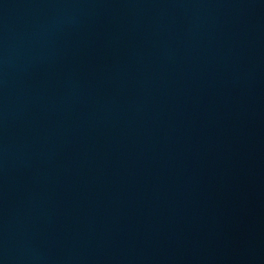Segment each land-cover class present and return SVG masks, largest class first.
Listing matches in <instances>:
<instances>
[{"label": "water", "instance_id": "95a60500", "mask_svg": "<svg viewBox=\"0 0 264 264\" xmlns=\"http://www.w3.org/2000/svg\"><path fill=\"white\" fill-rule=\"evenodd\" d=\"M0 264H264V0H0Z\"/></svg>", "mask_w": 264, "mask_h": 264}]
</instances>
